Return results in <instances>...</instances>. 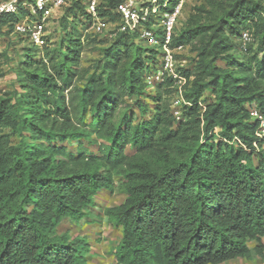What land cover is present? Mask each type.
<instances>
[{"label": "trees", "instance_id": "16d2710c", "mask_svg": "<svg viewBox=\"0 0 264 264\" xmlns=\"http://www.w3.org/2000/svg\"><path fill=\"white\" fill-rule=\"evenodd\" d=\"M121 1H99L112 28L96 33L89 0H70L59 39L43 46L15 32L24 7L1 19L0 38L26 44L0 95V264H91L92 241L61 232L65 219L120 228L115 264L253 254L264 264V147L252 115L264 111V0H204L177 23L171 46L191 50L177 62L187 77L180 119L176 79L146 80L161 45L119 28ZM179 1L156 0L143 26L163 40V15ZM246 30L254 40L244 45ZM91 46L100 56L85 65ZM116 190L121 203L100 205Z\"/></svg>", "mask_w": 264, "mask_h": 264}, {"label": "built area", "instance_id": "2783aa9c", "mask_svg": "<svg viewBox=\"0 0 264 264\" xmlns=\"http://www.w3.org/2000/svg\"><path fill=\"white\" fill-rule=\"evenodd\" d=\"M70 0H0V29L2 27L1 19L4 14L15 13L19 7H24L27 12L24 17L15 23V32L28 36L29 41L43 46L47 43V24L50 17L55 15L60 9L69 3ZM100 0H89L88 10L93 14L94 21L90 26L91 31L103 33L107 27L112 26L98 16L97 6ZM155 4L143 6L142 0H122L117 5V11L120 13L122 22L119 24L121 30H140L141 37L148 40L154 45H161L162 48V65L160 68L147 75L146 80L149 86H154L156 81L162 79L163 74L167 72L176 79L177 90L173 98L174 115L177 119L181 118V106L186 101L184 99V90L187 83V77L177 70L176 51L183 48L171 46L172 37L175 27L178 23V17L183 7V0H180L174 10L164 13L161 20V25L164 30V39L150 28L143 26V23L148 20L150 12L158 11L156 0H152ZM168 1V0H167ZM166 5V2L165 4ZM142 26V27H141ZM242 42L244 45L254 40L250 31L246 30L242 34ZM259 126L256 132L258 138L261 139L262 146L255 142L256 148L264 147V111L254 109L252 111Z\"/></svg>", "mask_w": 264, "mask_h": 264}, {"label": "rangeland", "instance_id": "374dc122", "mask_svg": "<svg viewBox=\"0 0 264 264\" xmlns=\"http://www.w3.org/2000/svg\"><path fill=\"white\" fill-rule=\"evenodd\" d=\"M204 0H183V7L181 13L178 17V26L180 27L182 23L188 18L191 11H193L194 6L200 5ZM66 11V7L60 9L55 15L49 18L47 24V38L52 42H56L60 37V18ZM24 17V15L22 16ZM112 26L107 27L106 30H110ZM108 34V31L104 33V37ZM10 39V40H9ZM26 42L18 40L15 35H9V38H0V72H4V75H0V95L9 90L14 86V74L12 70L16 60L22 52V47H25ZM8 51L14 56H10ZM177 62L182 64L188 61V57L191 56V50L189 47L182 48L176 51ZM100 53L93 46H91L84 53V64H92L96 59H98ZM162 61L158 63L160 67ZM125 195L120 191L115 192L104 191L99 195L98 201H102L100 205L114 206L122 202ZM100 208V207H99ZM59 230L61 232H69L70 234H86L89 236L93 244L94 253L89 258L91 264H115L114 251L121 238V230L111 224H109L106 219H102L99 223H95L88 226L87 223L82 222L77 225L69 219L63 220ZM98 240L97 242H95ZM264 240V238H263ZM254 242L250 245L253 247ZM223 264H261V259L258 255L253 254L250 258H238L227 261Z\"/></svg>", "mask_w": 264, "mask_h": 264}]
</instances>
